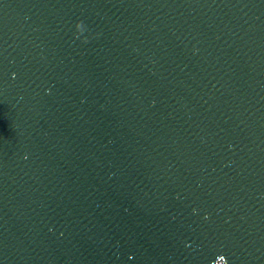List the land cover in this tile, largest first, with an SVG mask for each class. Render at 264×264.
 Listing matches in <instances>:
<instances>
[{"label":"water","instance_id":"95a60500","mask_svg":"<svg viewBox=\"0 0 264 264\" xmlns=\"http://www.w3.org/2000/svg\"><path fill=\"white\" fill-rule=\"evenodd\" d=\"M264 264V0H0V264Z\"/></svg>","mask_w":264,"mask_h":264},{"label":"clouds","instance_id":"9594fccd","mask_svg":"<svg viewBox=\"0 0 264 264\" xmlns=\"http://www.w3.org/2000/svg\"><path fill=\"white\" fill-rule=\"evenodd\" d=\"M222 264H223V262H222Z\"/></svg>","mask_w":264,"mask_h":264}]
</instances>
